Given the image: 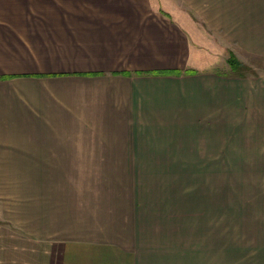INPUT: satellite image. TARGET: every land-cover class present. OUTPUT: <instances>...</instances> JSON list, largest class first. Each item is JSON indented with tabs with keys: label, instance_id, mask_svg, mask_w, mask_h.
<instances>
[{
	"label": "crops",
	"instance_id": "1",
	"mask_svg": "<svg viewBox=\"0 0 264 264\" xmlns=\"http://www.w3.org/2000/svg\"><path fill=\"white\" fill-rule=\"evenodd\" d=\"M67 1L0 0V264H264L262 250L144 248L169 234L148 230V201L140 191L133 203V174H144L132 163L147 168L186 155L179 159L162 133L60 137L74 130L62 124L72 123L67 118L79 108L53 102L50 90L75 78L93 81L91 122H110L105 131L120 128L119 121L130 131L219 133L229 128L228 114L236 119L245 108L264 114V72L251 78L185 74L197 66L187 49L194 44L189 33L209 41L218 36L237 59L264 66V0H83L77 2L87 10L77 11L75 25ZM160 1L170 4L161 8ZM57 18L67 20V28L59 30ZM73 26L98 35L109 57L122 51L126 59L104 63H114L113 70L68 71L72 63L61 61L60 52L53 59L51 43ZM161 71L183 74H155ZM89 72L104 75H79ZM110 86L122 91L118 109V97L105 101ZM92 178L102 184L94 186Z\"/></svg>",
	"mask_w": 264,
	"mask_h": 264
},
{
	"label": "rangeland",
	"instance_id": "2",
	"mask_svg": "<svg viewBox=\"0 0 264 264\" xmlns=\"http://www.w3.org/2000/svg\"><path fill=\"white\" fill-rule=\"evenodd\" d=\"M77 1L83 0L64 2L72 25L78 20L77 11L87 10L82 6L83 2ZM160 2L163 5L161 8H166L170 4ZM57 21L60 23L59 30L67 28V20L57 18ZM68 29L67 33L62 31L54 35L56 38L51 43L53 59L56 58L54 54L60 52L61 61L72 63L66 65L68 71L113 70L117 69L114 63L113 65L104 63L112 62L111 58L115 56H119V61L126 59L127 54L122 51H113L109 57L107 51L103 50L104 44L99 41L98 35L76 32L74 26ZM187 30L189 31V28ZM189 37L194 44L189 43L187 49L189 52L192 51V57L197 58L196 71L193 75H197L198 71H209L221 76L251 78L264 72L261 61L252 65L254 61L250 58L245 59L246 63L237 59L233 51H227L223 47V42L218 36L212 41L201 32L189 33ZM91 38L96 41L95 47ZM116 52L118 53L114 54ZM231 53L239 62L237 71L231 70L227 60ZM44 56L43 62L50 63L46 60L47 55ZM189 61L192 62L190 56ZM92 82L75 78L63 81L59 87L51 84L53 102L66 105L65 109L72 112L79 108L75 118L74 116L67 118L68 121L72 120V123L62 124L65 128L68 126L74 130H68V134L67 131L66 133L63 131V136L60 137L68 135L75 139L100 136L125 138L132 136L133 133L141 135L162 133L165 135L164 143L176 145L175 152L180 154L179 159L186 155L183 156V160L157 162L153 167L147 168L141 162L132 163L133 167H142L137 168L136 173L144 174L139 179L133 174V203L140 191L142 197L148 201L146 210L148 230L158 234L161 233L159 228H162L169 234L168 238L146 241L144 248L178 246V249L264 251V114L251 113V108L243 107L247 111L238 114V119L237 117L234 119V114L227 115L229 128L219 133L218 130L207 128L130 131L124 129L125 127L121 128L124 124L118 120L120 128L110 126L105 131V125L111 124L110 122L103 121L104 119L91 122ZM110 88L111 94L109 93V97L105 95V101L110 105L111 100L118 97L115 105V109H118L117 104L122 100L119 101L122 91L117 87ZM98 89L97 86V93ZM84 124L85 127L82 129ZM211 125L205 124L206 127ZM188 153L199 156L200 160H188ZM91 182L94 186L102 184L101 179L96 178H92ZM0 211L3 214L2 201ZM152 219L156 221V226L151 222ZM9 228L18 233L21 230L13 225ZM169 239H172L171 242H167Z\"/></svg>",
	"mask_w": 264,
	"mask_h": 264
},
{
	"label": "trees",
	"instance_id": "3",
	"mask_svg": "<svg viewBox=\"0 0 264 264\" xmlns=\"http://www.w3.org/2000/svg\"><path fill=\"white\" fill-rule=\"evenodd\" d=\"M228 62L231 66V70L232 71H237L239 68V62L236 61L235 56L231 53L230 54V58L228 59ZM124 75V76H128L129 73H115L114 75ZM155 74H159V75H167V76H181L183 74V72L181 71H161ZM185 74L188 75H193L195 74V71H187ZM82 77H87V78H95L97 76H103V73H98V72H89V73H83V74H79Z\"/></svg>",
	"mask_w": 264,
	"mask_h": 264
}]
</instances>
